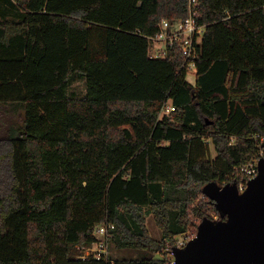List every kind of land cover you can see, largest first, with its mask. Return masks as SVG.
<instances>
[{
	"label": "trees",
	"instance_id": "16d2710c",
	"mask_svg": "<svg viewBox=\"0 0 264 264\" xmlns=\"http://www.w3.org/2000/svg\"><path fill=\"white\" fill-rule=\"evenodd\" d=\"M198 10L192 83L177 51L152 58L137 33L187 0H0V264H170L154 255L194 229L189 213L219 214L204 185L264 146V0ZM105 221L110 244L149 256L82 258Z\"/></svg>",
	"mask_w": 264,
	"mask_h": 264
},
{
	"label": "water",
	"instance_id": "95a60500",
	"mask_svg": "<svg viewBox=\"0 0 264 264\" xmlns=\"http://www.w3.org/2000/svg\"><path fill=\"white\" fill-rule=\"evenodd\" d=\"M202 191L220 218L203 217L184 246H172L171 264H264V157L242 192L215 181Z\"/></svg>",
	"mask_w": 264,
	"mask_h": 264
},
{
	"label": "built area",
	"instance_id": "2783aa9c",
	"mask_svg": "<svg viewBox=\"0 0 264 264\" xmlns=\"http://www.w3.org/2000/svg\"><path fill=\"white\" fill-rule=\"evenodd\" d=\"M198 0H187V12L184 17L166 19L162 18L157 24V31L154 34H142L148 40V55L152 58H164L168 51L175 50L181 59L180 68L186 71V74H196L195 58L198 57L201 49L202 36L205 31V25L199 24ZM174 106L169 100L162 106L163 112H169ZM253 138L260 145L264 143V134L255 133ZM234 138L231 137V140ZM260 157H264V146L260 147L258 154L251 157L245 164L238 166L231 175L218 182L222 188L224 185L235 182L238 192H242L248 183V180L257 174V165ZM236 177L237 179L233 178ZM206 195L201 194V198ZM220 218V215L214 217V220ZM114 224L109 221L97 224L93 229L96 240L84 249L82 258L92 256L96 259L106 258L109 254V244L112 236ZM194 235L187 230L176 236V246H184L185 243ZM172 248V247H171ZM171 264V263H170Z\"/></svg>",
	"mask_w": 264,
	"mask_h": 264
},
{
	"label": "rangeland",
	"instance_id": "374dc122",
	"mask_svg": "<svg viewBox=\"0 0 264 264\" xmlns=\"http://www.w3.org/2000/svg\"><path fill=\"white\" fill-rule=\"evenodd\" d=\"M187 79L194 83V75L188 74L187 75ZM71 88L72 90H74L76 92V94L78 95H82L84 94L86 88H85V84H84V80L82 78L80 79H76L72 84H71ZM6 119L8 120V122H16L18 119V114H13L9 115L8 117H6ZM10 124V123H9ZM210 146V155L211 156H215L216 155V151L213 148V144L209 143ZM218 183V182H217ZM199 198H201L199 196ZM148 208V206H144V210L146 211V209ZM202 211L206 213L207 217L214 219L215 216L218 215L217 212H215L213 210V208L211 207V205L208 206H202ZM146 226L147 229L150 233V235L156 239H160L162 236V232L161 229L156 225L154 218L152 216L151 213H147L146 212ZM189 219L191 220L190 222L194 223L193 227L194 229H189L191 230L190 232L194 235L196 233L197 230V225L200 223L201 218L194 212H190L189 213ZM109 255L113 258H144V257H148L149 256V252L145 249H140V248H134V247H122V248H117L114 246L113 243L110 244L109 247ZM165 256L167 259H169L170 261H172L173 256L171 253V247H169L168 243L166 244V249H165V254L163 253H156L154 255V257H162Z\"/></svg>",
	"mask_w": 264,
	"mask_h": 264
}]
</instances>
